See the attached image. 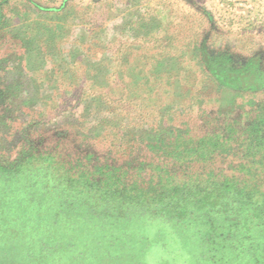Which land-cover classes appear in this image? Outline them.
Segmentation results:
<instances>
[{
  "label": "rangeland",
  "instance_id": "374dc122",
  "mask_svg": "<svg viewBox=\"0 0 264 264\" xmlns=\"http://www.w3.org/2000/svg\"><path fill=\"white\" fill-rule=\"evenodd\" d=\"M1 1L11 34L0 36V56L17 66L2 74L27 88L3 94L0 162L13 163L30 146L57 157L75 147L124 165L148 160L147 152L130 156L87 139L143 117L173 118L194 138L208 131L228 138L235 128L232 141L249 159L261 158L251 150L264 144V133L253 132L254 121L264 131V81L256 92L219 89L198 50L228 55L236 69L256 59L253 69L264 78V0ZM25 36L33 40L28 50ZM26 58L43 71L21 74ZM12 191L0 188V264H261L246 252L248 242L204 246L194 228L166 235L172 229L165 226L154 235H122L117 225L56 219L50 204L20 203L24 190Z\"/></svg>",
  "mask_w": 264,
  "mask_h": 264
},
{
  "label": "trees",
  "instance_id": "16d2710c",
  "mask_svg": "<svg viewBox=\"0 0 264 264\" xmlns=\"http://www.w3.org/2000/svg\"><path fill=\"white\" fill-rule=\"evenodd\" d=\"M4 9L1 1L2 39L11 34V17ZM22 42L28 50L33 40L25 36ZM34 51L38 59L45 56L36 48ZM198 52L217 88L262 89V73L253 69L256 59L236 69L229 64L228 55H212L205 46ZM169 60L167 66L173 55ZM11 61L0 56V105L9 98L3 95L9 90L15 93L27 88L20 79L10 85L11 81L2 74L17 67ZM24 63L21 74L44 69L43 64L31 68L28 58ZM155 119L143 117L137 126H131V122L117 129L109 126L106 132L87 138L109 141L130 156L147 152L148 160L133 157L124 165L103 161L94 152L75 147H68L66 154L57 157L49 151L36 152L30 146L13 163L0 162V188H6L10 195L14 188L24 190L25 197L16 199L23 204L27 197L41 204L38 206L50 204L56 219L99 224L103 228L117 225L122 235H154L153 228L165 226L172 229L166 235L175 233V229H183L184 233L185 228H194V236L204 246L241 249L242 243L248 242L244 245L246 252L264 264V144L251 150L256 155L261 153V158L249 159L250 151L246 153L241 143L231 139L237 133L235 128L228 138L209 131L194 138L190 129L177 127L173 118ZM254 123L257 126L252 131L259 133L260 129L264 133L258 122ZM0 155L4 157L1 152Z\"/></svg>",
  "mask_w": 264,
  "mask_h": 264
}]
</instances>
